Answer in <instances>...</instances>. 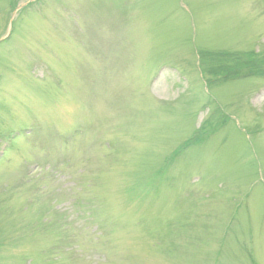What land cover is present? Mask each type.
I'll use <instances>...</instances> for the list:
<instances>
[{
	"label": "rangeland",
	"instance_id": "374dc122",
	"mask_svg": "<svg viewBox=\"0 0 264 264\" xmlns=\"http://www.w3.org/2000/svg\"><path fill=\"white\" fill-rule=\"evenodd\" d=\"M0 40V264H264V0H0Z\"/></svg>",
	"mask_w": 264,
	"mask_h": 264
},
{
	"label": "water",
	"instance_id": "95a60500",
	"mask_svg": "<svg viewBox=\"0 0 264 264\" xmlns=\"http://www.w3.org/2000/svg\"><path fill=\"white\" fill-rule=\"evenodd\" d=\"M19 9V8H18Z\"/></svg>",
	"mask_w": 264,
	"mask_h": 264
}]
</instances>
